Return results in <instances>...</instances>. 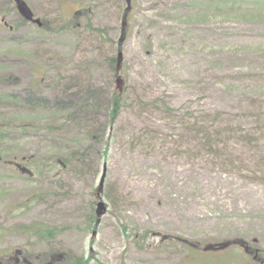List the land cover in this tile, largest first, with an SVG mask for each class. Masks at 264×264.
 I'll return each instance as SVG.
<instances>
[{
	"label": "rangeland",
	"instance_id": "374dc122",
	"mask_svg": "<svg viewBox=\"0 0 264 264\" xmlns=\"http://www.w3.org/2000/svg\"><path fill=\"white\" fill-rule=\"evenodd\" d=\"M23 1L45 28L0 0V96L15 98L0 101V124L54 119L26 107L30 90L53 110L88 89L106 105L119 53L125 100L112 128L101 111L99 142L75 126L0 141V260L22 251L34 264L43 254L53 264H262L238 243L264 260V0H131L121 46L125 0ZM80 7L105 41L73 19ZM56 117L64 124L67 113ZM71 143L88 161L56 181L8 163ZM35 224L54 238L32 237ZM231 241L221 255L206 250Z\"/></svg>",
	"mask_w": 264,
	"mask_h": 264
},
{
	"label": "trees",
	"instance_id": "16d2710c",
	"mask_svg": "<svg viewBox=\"0 0 264 264\" xmlns=\"http://www.w3.org/2000/svg\"><path fill=\"white\" fill-rule=\"evenodd\" d=\"M129 11L125 10L123 21L126 22L128 18ZM73 19L85 20V28L89 29L91 32L98 35L100 40L105 41L108 38V30L107 29H99L93 27L91 13L88 9L79 8L77 12L73 13ZM27 23V22H26ZM45 28V25L42 26ZM121 33H126V28L124 31L121 29ZM122 44H119L121 46ZM117 62V61H116ZM112 72H114V76L116 77V67H115V59H110ZM2 83V82H1ZM72 96V95H71ZM80 103L78 105H64L59 107L58 109L52 108V103L33 90H30L29 97L24 100L26 107L28 109H42L46 110L47 114L50 115L52 119L42 128L39 125H21L19 128L12 127L11 123H1L0 124V141L7 140L11 138V135L15 132V130L21 129L24 132H42L44 136L47 137H54L58 134H63L64 128L70 127H78L80 129L85 130L86 136L89 140H94L95 142H99L101 137L100 130L98 127V117L101 111H104L107 119L108 124H110L109 128H112L119 117L123 104H124V94H120L116 89H114L109 97L108 103L104 105L100 99V91L88 89L86 92L79 95ZM15 98L13 96H0V101L5 102H12ZM22 101V98H18ZM69 104H71L69 102ZM162 112L167 115L175 116V110L167 107L166 105H162L160 107ZM67 113V118H65L64 124L60 123V117H56L58 115H63ZM57 122L55 124L54 122ZM214 120V122H216ZM105 136V135H104ZM101 141V140H100ZM79 145H73L72 143L65 147V150L62 153H52V152H44L37 153L35 155L27 157L28 160L31 161V169L34 172V177L39 176L44 172V174H48L52 181H56L61 178L62 172L66 170H70L72 168H77L80 166L85 165V161L87 162L88 159L84 157L83 153H81ZM52 170H56L57 172L52 174ZM32 237L37 238L40 241H51L54 238L55 230L47 225L44 224H35L31 226L29 229L26 230ZM228 242L212 245L210 244L209 247L206 249L208 253L211 255H221V253L227 251L225 248ZM189 246H193L196 248V243H187ZM184 246L188 249L189 246ZM58 257L50 254H43V259L40 258L43 264H53L56 262ZM26 263H19V264H34L36 261L30 259L27 256ZM213 261H215L213 259ZM209 264H212V261H208ZM211 262V263H210ZM0 264H17L14 261L8 260H0Z\"/></svg>",
	"mask_w": 264,
	"mask_h": 264
},
{
	"label": "water",
	"instance_id": "95a60500",
	"mask_svg": "<svg viewBox=\"0 0 264 264\" xmlns=\"http://www.w3.org/2000/svg\"><path fill=\"white\" fill-rule=\"evenodd\" d=\"M17 10L19 12V14L27 21H32L35 24H38L39 26H41V22L39 20H34L33 19V14L31 13V11L29 10V8L27 7L26 3L23 0H14ZM127 3V11H129L130 7H131V0H126ZM126 23H123V31L125 29ZM124 41V38L122 37L120 40V44ZM121 61H122V53H119L118 55V64H117V73L120 72V65H121ZM117 83V89H119L120 92H122V90L119 88V84L122 83V80L120 77L117 78L116 80ZM1 161V158H0ZM11 165L15 166L20 173H22L23 175H27L29 177L33 176V173L31 172V170H29L27 167L22 166L19 163L16 162H10ZM103 179L104 176L102 177V184H103ZM101 189V186H100ZM106 213V209L104 207V203L103 202H99L97 204V210H96V215L98 217V221L97 223L99 224L101 221V218L105 215Z\"/></svg>",
	"mask_w": 264,
	"mask_h": 264
},
{
	"label": "flooded vegetation",
	"instance_id": "af4514ba",
	"mask_svg": "<svg viewBox=\"0 0 264 264\" xmlns=\"http://www.w3.org/2000/svg\"><path fill=\"white\" fill-rule=\"evenodd\" d=\"M247 252H248V251H247ZM251 252H252V251H251ZM15 260L17 261V263H19V261H20V259H18V258H16Z\"/></svg>",
	"mask_w": 264,
	"mask_h": 264
}]
</instances>
